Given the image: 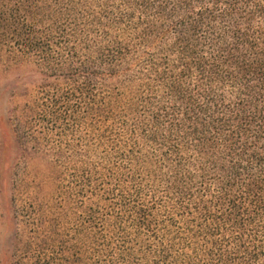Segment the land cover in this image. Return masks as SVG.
<instances>
[{"label":"trees","instance_id":"1","mask_svg":"<svg viewBox=\"0 0 264 264\" xmlns=\"http://www.w3.org/2000/svg\"><path fill=\"white\" fill-rule=\"evenodd\" d=\"M4 48L11 264H264V0H0Z\"/></svg>","mask_w":264,"mask_h":264},{"label":"rangeland","instance_id":"2","mask_svg":"<svg viewBox=\"0 0 264 264\" xmlns=\"http://www.w3.org/2000/svg\"><path fill=\"white\" fill-rule=\"evenodd\" d=\"M6 48L0 49V264H11L10 249L15 244L11 203L13 166L19 144L11 117L16 106L28 100L37 74L34 66L22 62L16 67Z\"/></svg>","mask_w":264,"mask_h":264}]
</instances>
